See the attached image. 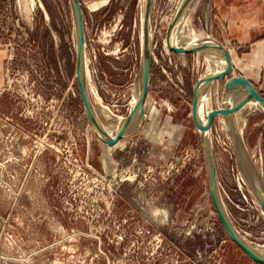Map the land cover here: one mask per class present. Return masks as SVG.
I'll return each instance as SVG.
<instances>
[{
	"label": "rangeland",
	"instance_id": "374dc122",
	"mask_svg": "<svg viewBox=\"0 0 264 264\" xmlns=\"http://www.w3.org/2000/svg\"><path fill=\"white\" fill-rule=\"evenodd\" d=\"M79 1L87 88L126 115L141 66V0ZM178 2L150 0L143 127L108 142L84 110L70 0H0V264H261L230 239L213 205L191 115L206 64L195 52L166 46ZM190 23L230 61L210 92L221 200L235 229L264 244V209L221 111L233 75L264 96V0H198ZM243 137L264 180V113L248 114Z\"/></svg>",
	"mask_w": 264,
	"mask_h": 264
},
{
	"label": "bare ground",
	"instance_id": "6f19581e",
	"mask_svg": "<svg viewBox=\"0 0 264 264\" xmlns=\"http://www.w3.org/2000/svg\"><path fill=\"white\" fill-rule=\"evenodd\" d=\"M197 1L198 0H184L177 21L175 20V10L173 11V14L171 15L168 21L166 46L168 48H171L172 44L177 46L187 44V45H196L204 48V50L195 52L196 54L203 57V60L205 61L206 64L205 70L200 75L199 80L196 84V89L198 90L200 89V87L202 86L203 82L207 77L218 73L219 70L222 68L223 66L222 56L225 54V52L217 40L213 39L208 34L195 31L191 26L190 15ZM70 4L72 9V16H73V27H74L73 38H74V48H75L76 40H77L76 17H75L73 2L71 0H70ZM140 4H141L140 7H141V25H142V30H141L142 45H141V55H140L141 66H139L140 69L135 75L133 80L132 89H131V99H130V103L128 102L129 103L128 114L126 115L114 114L108 107L103 106L100 103L99 99L96 98V100H94L92 95H90L89 89L87 88L88 86L87 67L85 66V61H84L85 51L83 52V66H82L83 79H84L87 98L93 114L95 125L100 132H104L105 134L108 135H111L113 132L120 130L121 128L129 125V129L121 136V138L133 135L143 127V121L145 119L144 116H146L145 109H147L144 101V105H143L144 116L143 118H139L138 101L142 87V81L144 78V66L146 61L147 45L149 40L148 20H150L151 22V13L150 11L149 13H147L148 11L147 0H141ZM147 16H149V18ZM84 50H85V46H84ZM217 80L218 79L214 80L213 82L207 84L203 88L201 87L198 98L196 100V120L199 126L198 132L201 133V135L205 139V142L211 149L212 153L213 150H212L210 123L212 120L213 112H212V104L210 102L211 99L210 92L213 84ZM228 98L231 103L230 104L231 112L229 116L227 115L226 112ZM221 103H222L221 111H222V122H223L222 124H224V127L228 132V136L230 138L231 144L234 147V150L236 151V154L243 165L242 173L243 176L245 177V181L248 184L251 192L254 194L256 200L262 205L264 209V192L261 189V186L259 185V182H261V184H264V180L262 178L263 176H261V173L256 169L253 161L251 160V157L248 154L247 146L245 144V140L243 137V131L246 125V119L248 114L252 111H259L264 113V106L255 98V96L251 93V91L248 88L243 86L235 89L234 92L227 91L226 96ZM148 112L150 116L154 117L155 111L153 106L149 109V111L147 110V114ZM191 115H192V111H191ZM229 126H230V131H229ZM207 163L209 162L207 161L206 164ZM207 167H208L209 178H211V170L209 164ZM249 172H253L254 177ZM255 178L258 180H256ZM219 198L223 212L228 218L227 211L225 210L224 207L225 204H223L220 194H219ZM231 225L238 238L251 251H253L258 256L264 258V244L255 243L248 240L235 229L232 223Z\"/></svg>",
	"mask_w": 264,
	"mask_h": 264
},
{
	"label": "water",
	"instance_id": "95a60500",
	"mask_svg": "<svg viewBox=\"0 0 264 264\" xmlns=\"http://www.w3.org/2000/svg\"><path fill=\"white\" fill-rule=\"evenodd\" d=\"M71 1L73 2V6H74L75 17H76V29H77V40H76V47H75L76 77H77L80 95H81L83 105H84V110H85V113H86V116H87V119L89 122V126L92 129V131L101 139L110 142V140L112 141V140L119 139L129 129V125L121 128L120 130L113 132L111 135L105 134L104 132H100L95 125V122L93 119V114H92V111H91V108L89 105V101L87 98L85 83H84V79H83V70H82L83 52H84V46H85L83 15H82L80 1L79 0H71ZM183 2H184V0H179L178 4L176 6V9H175V20L176 21L179 18ZM147 7H148L147 13H149V11H150V0H147ZM147 17L149 18V16H147ZM148 34H149L148 35L149 40H148V45H147V54H146V61H145V66H144V78L142 81V87H141L139 101H138L139 118H143V116H144L143 105H144V101L146 98L147 88H148L149 79H150L151 41H152V27H151L150 20H148ZM171 49H173L175 52L180 53V54L204 50L203 47L196 46V45H187V44H183L181 46H177V45L172 44ZM222 60H223L222 68L219 70L218 73L207 77L201 86L202 88L204 86H206L207 84L213 82L214 80L222 78L223 75L228 71V69L230 67V61H229V57H228L226 52L222 56ZM242 86L248 88L251 91V93L255 96V98L264 106V96H262L257 91L255 86L245 78L237 77L236 75H233L230 79H228L226 81L225 87H224V92L225 91L226 92L227 91L234 92L235 89L242 87ZM201 87H200V89H201ZM200 89H198V90L195 89V92L193 95V101H192V116H193L194 123H195L197 129H199V126H198L197 120H196V100L198 98ZM223 97H224V93H223ZM227 102H228V104H227L226 112H227V115L229 116L230 112H231V109H230L231 103L229 101V98H228ZM229 131H230V126H229ZM199 134H200V137H201V140H202V143H203L206 155H207V161L209 162L208 164H209L210 170H211V178H209L210 194L212 197V201H213L215 211L217 212L218 217H219L226 233L230 237V239L253 261L264 264V258L258 256L253 251H251L238 238V236L236 235V233L234 232V230L232 228L230 221L228 220L227 216L223 212V209H222L221 203H220V198H219V190H218V186H217L215 162H214V158H213V153H212L211 149L209 148V146L207 145V143L205 142V139L203 138L201 133H199ZM239 165L241 166V169H243V165L240 162V160H239ZM249 173L254 177L253 172H249ZM256 180H258V179H256ZM259 185L261 186V189L264 192V184H261V182H259Z\"/></svg>",
	"mask_w": 264,
	"mask_h": 264
},
{
	"label": "flooded vegetation",
	"instance_id": "af4514ba",
	"mask_svg": "<svg viewBox=\"0 0 264 264\" xmlns=\"http://www.w3.org/2000/svg\"><path fill=\"white\" fill-rule=\"evenodd\" d=\"M81 10H82V8H81ZM82 15H83V11H82Z\"/></svg>",
	"mask_w": 264,
	"mask_h": 264
},
{
	"label": "crops",
	"instance_id": "0c3cea01",
	"mask_svg": "<svg viewBox=\"0 0 264 264\" xmlns=\"http://www.w3.org/2000/svg\"><path fill=\"white\" fill-rule=\"evenodd\" d=\"M113 141H115V140H113Z\"/></svg>",
	"mask_w": 264,
	"mask_h": 264
}]
</instances>
